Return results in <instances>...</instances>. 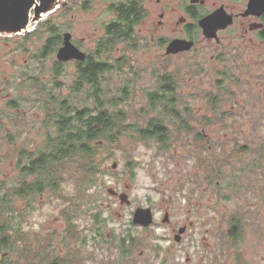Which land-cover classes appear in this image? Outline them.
<instances>
[{
    "label": "rangeland",
    "instance_id": "obj_1",
    "mask_svg": "<svg viewBox=\"0 0 264 264\" xmlns=\"http://www.w3.org/2000/svg\"><path fill=\"white\" fill-rule=\"evenodd\" d=\"M118 1L66 0L45 19L69 24L73 38L87 51H93L104 34V24L114 18L112 5ZM177 1L185 4L187 0L169 1L165 21L171 14L176 20L183 14V9L171 13V6ZM66 3L72 4L73 12L65 20L60 17ZM161 3L145 0L148 15L137 26L132 45L120 43L104 58L123 67L121 75L135 79L130 86L134 94L128 93L127 102L138 106L147 103L149 91L160 89L163 71H174L180 84V114L189 128L181 126L178 131L174 128V138L167 150L155 140L149 143L121 140L115 149L117 159L106 162V174L100 182L102 192L98 193L97 208L100 218L96 220L91 210L78 214L77 231H83L86 241L82 248L87 255L83 256L84 264H264V119H261L264 100L258 90L250 88L248 100L238 102L235 107L226 97L215 105L206 101L213 92L203 91V87L214 86V76L198 80L195 75H182L186 68L193 70L194 63H185L182 55H166L160 46L162 37L177 34L171 26L168 29L159 24ZM26 34H14L8 43L0 41V181L15 178L19 150L25 146L33 149L42 138L40 108L21 100L20 109H9L8 99L17 94L24 98L31 95L28 88L21 87L28 75L41 74L47 82L54 78L52 57L41 66L33 58L42 39L33 33L27 38L26 51L17 46L24 43ZM195 54L192 51L189 55ZM199 54L207 57L208 52ZM73 67L72 62L62 66L67 68L60 78L65 84L63 92L76 79ZM121 75L109 76L108 84L113 91L126 83L121 81ZM247 77L251 79L250 75ZM261 93L264 94L263 88ZM21 114V124L16 125L14 116ZM171 120L166 118L167 122ZM204 130V138L200 139L199 132ZM16 132L23 145L17 142ZM115 161L117 166L113 168ZM109 189L126 191L131 203L122 204ZM72 190V186L66 189L70 197L74 194ZM36 205L28 214L27 225L25 222L22 225L23 231H29V238L31 232L39 236L41 232L51 235L66 230L67 222L60 211L66 204L59 197L47 192ZM139 206L153 209L155 220L151 226L141 227L132 222ZM20 208L23 211L25 204ZM166 213L170 217L167 223L163 222ZM233 219L242 222L244 228L237 245L229 233ZM182 227L187 229L180 231ZM127 232L136 243L124 252L119 246L120 238ZM175 237L179 240L175 241Z\"/></svg>",
    "mask_w": 264,
    "mask_h": 264
},
{
    "label": "trees",
    "instance_id": "obj_2",
    "mask_svg": "<svg viewBox=\"0 0 264 264\" xmlns=\"http://www.w3.org/2000/svg\"><path fill=\"white\" fill-rule=\"evenodd\" d=\"M112 9L115 17L106 24L108 33L100 45L104 50L99 54L93 51L85 62L79 63L77 78L68 92H63L65 84L60 81L67 71L62 63L56 65L50 82L44 83L40 74L30 75L23 82V88L31 93L23 101L32 102L43 112L42 138L33 149L23 147L17 158L15 178L0 181V264H84L83 256L87 255L82 248L86 241L83 231H77L78 214L91 210L96 220L100 218L97 210L98 193L102 192L100 182L106 174V162L117 159L115 149L121 140H155L167 150L174 138L173 129L189 128L180 114L179 82L172 73L162 75L160 89L147 93L145 105L127 102L128 93L134 94L130 86L135 79L121 75L123 67L103 54L120 43L132 45L136 28L148 11L144 0H119ZM69 14L64 11L60 18ZM67 26L59 21H46L43 28L34 32L40 39L47 35L44 45L37 50L40 57L57 50ZM22 49L26 51L27 44ZM110 75L117 78L121 75V81L126 83L113 91L108 84ZM167 117L172 120L167 122ZM68 186L73 188L72 197L66 192ZM47 192L66 204L60 209L67 222L66 230L51 235L41 232L39 236L31 232L29 238V231H23L22 225L24 222L27 225L28 214ZM236 223L239 224L233 219V224ZM240 241L239 238L233 243L237 245ZM120 242L124 252L136 243L128 232L121 235Z\"/></svg>",
    "mask_w": 264,
    "mask_h": 264
},
{
    "label": "flooded vegetation",
    "instance_id": "obj_3",
    "mask_svg": "<svg viewBox=\"0 0 264 264\" xmlns=\"http://www.w3.org/2000/svg\"><path fill=\"white\" fill-rule=\"evenodd\" d=\"M160 1H162V8L159 16L162 19L159 21V24L163 27H167L168 29H170L169 26H171V30L177 33L171 38L162 37L163 42L160 43V46L165 49L166 55H182L181 57H183L185 63L191 61L194 63L193 70L186 68L181 71L182 75H195V77H198V80L203 79L204 76L207 78L209 75L214 76V86L209 85V88L203 87V91L208 89L209 92H213L210 99H206V101L209 100L215 105L222 102L224 99L223 97H226L229 102L234 103L232 106L235 107L238 102L244 103L243 100H248L246 95L248 94L250 88L258 90L264 100V94L261 93V88L264 89V9L260 8L256 12L249 11L248 9L250 0H187L185 4L177 1L176 5L172 4L171 13L176 11L181 12L183 9V14L177 17V20L171 14V16L165 21L170 8L167 3L171 0H158V2ZM61 10L71 14V12H73V6L71 3H66V5ZM55 12H57V10L52 13L54 14ZM209 14L222 17L224 19V22L220 26H217L218 28L216 30V34L213 37L206 36L199 23L203 17ZM69 16L66 17L65 20L68 19ZM146 18L147 16L142 20V22ZM112 20L113 19H111L109 22ZM46 21L50 20H47V18L44 19L39 23L34 31L23 35V37L26 36L29 39V36L33 34L39 27L43 28V24ZM109 22L104 24V34L97 40V44L93 48V51H96L98 54L101 50H104V47H100V45L101 42H104L106 34L108 33L106 24ZM67 25V30L65 31L70 32L69 24ZM161 26L156 27L154 33L152 34L153 36L159 31ZM65 31H63V33ZM63 33L60 46L63 45ZM0 36V41H5L8 43L7 40H9L10 36L12 35L0 34ZM46 37L47 35L42 38V44L37 48V50H39L44 45V40ZM175 38H182L192 41L193 45L187 50L177 53H168L167 46ZM72 41L82 51L85 50L86 58L84 60H78L76 58L68 61L58 60L57 51L60 46H58L57 50L52 55H46L44 57L39 56L40 52H34L33 54L35 55H33V58L39 60L38 66H41L45 59L52 57L54 59L52 73L53 76L54 70L58 66L57 64L62 63L65 65L68 62H72L74 64V67L72 68V75L73 78H77L76 72L78 70V66H80L79 63L85 62L88 58V54H93V51H87L85 48H83L80 42L73 38V34ZM23 44H28L27 39ZM22 45L18 43L17 46L22 48ZM192 51H196V54L189 55ZM198 52H208V55L207 57L202 56ZM109 54L110 52L103 54V56H108ZM18 70L19 69H17V71ZM162 73L163 75H168V73L173 74L175 72L172 70H165ZM248 75L251 76V79L247 77ZM46 82L47 81H44V83ZM21 87H23V83ZM66 89V92H68V88ZM18 96L19 98L17 99ZM17 97H15L17 101L14 100L15 98L8 99L7 107L9 109H20V101L23 100V97L19 94H17ZM240 99L242 101H240ZM261 106L264 108V101L261 102ZM16 113L19 114L18 111ZM14 117L16 118V125L21 124L20 120L23 118V114H21V117H18L17 115ZM261 119H264V111L262 113ZM204 133L205 130L199 132V135L204 136ZM16 134L17 142L22 144L23 139H19L17 132ZM12 139L14 140L13 135ZM18 153H23V147ZM230 226L231 229H229V233L231 234L232 241L239 240V238L244 234V228H242L243 223L241 222L238 225L237 223L233 224L232 220ZM234 236L236 239H234Z\"/></svg>",
    "mask_w": 264,
    "mask_h": 264
},
{
    "label": "water",
    "instance_id": "obj_4",
    "mask_svg": "<svg viewBox=\"0 0 264 264\" xmlns=\"http://www.w3.org/2000/svg\"><path fill=\"white\" fill-rule=\"evenodd\" d=\"M66 0H0V34L14 35L26 34L31 32L36 24L45 19L50 13L58 10ZM260 8L264 9V0H250L249 11L256 12ZM224 22L222 17L209 14L200 20V26L203 28L204 34L213 37L216 34L217 26ZM193 45L192 41L182 38L173 39L167 46L168 53H177L190 49ZM57 58L60 61H68L71 59L84 60L86 52L82 51L72 41V33L65 31L63 33V45L57 51ZM117 166L115 161L113 168ZM112 195L118 196L122 204H130L131 200L126 191L118 192L109 189ZM169 213H166L163 222H169ZM155 214L151 207L139 206L135 209L132 222L141 227H149L154 223ZM186 230L182 227L180 231ZM175 241L179 240L176 239Z\"/></svg>",
    "mask_w": 264,
    "mask_h": 264
},
{
    "label": "bare ground",
    "instance_id": "obj_5",
    "mask_svg": "<svg viewBox=\"0 0 264 264\" xmlns=\"http://www.w3.org/2000/svg\"><path fill=\"white\" fill-rule=\"evenodd\" d=\"M137 21V20H136ZM106 69V68H105Z\"/></svg>",
    "mask_w": 264,
    "mask_h": 264
}]
</instances>
